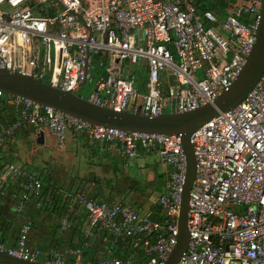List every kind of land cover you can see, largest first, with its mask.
<instances>
[{
    "label": "built area",
    "instance_id": "obj_1",
    "mask_svg": "<svg viewBox=\"0 0 264 264\" xmlns=\"http://www.w3.org/2000/svg\"><path fill=\"white\" fill-rule=\"evenodd\" d=\"M44 3L55 8V15L41 7ZM259 4L252 0L234 6L220 19L211 10L199 11L194 0H0V67L76 91L91 80L93 55L108 53L112 63L126 60V73L108 68L95 82L89 100L150 115L187 111L211 102L237 77L255 41ZM142 61L145 92L134 84L135 69H128ZM2 95L21 109L23 117L0 123V158L6 137L23 123L46 127L58 143L70 131L83 134L89 142L108 143L130 159L157 152L170 167L166 189L158 196L161 220L84 192L66 196L70 207L86 210L89 233L103 232L112 243L141 241L147 255L143 264H165L176 243L186 171L180 136L94 125L0 90ZM191 142L196 176L188 201L189 241L177 264H264V73L241 103L208 120L192 134ZM7 179L22 189L15 205L18 213L32 201L41 207L38 177L8 164L0 183ZM68 222L66 215L61 227ZM31 229L32 221L24 220L14 245L0 242V248L41 261L42 251L28 242ZM80 253L79 248L63 254L52 250L43 261L67 264L65 259ZM69 264L134 263L131 258L105 256L96 263L75 259Z\"/></svg>",
    "mask_w": 264,
    "mask_h": 264
},
{
    "label": "crops",
    "instance_id": "obj_2",
    "mask_svg": "<svg viewBox=\"0 0 264 264\" xmlns=\"http://www.w3.org/2000/svg\"><path fill=\"white\" fill-rule=\"evenodd\" d=\"M101 62L102 63L99 62L100 66L104 64L102 60ZM114 63L119 64L121 62L115 61ZM140 65H142L141 69ZM128 69H135L136 76L134 84L140 92H145L146 76H143V72L146 74L145 62L142 61V63H140L139 65L132 67L131 65H128ZM13 106L16 108V114L14 115L15 117L13 116L14 119L10 121L5 116L4 119H6L7 121H1L0 123H10L23 117L21 109H19L15 105ZM69 135H71L72 140L78 139L79 141V139H81V141L84 143V146L86 147V153L83 155V160L85 164H87V166L85 168L84 174H80L77 171V174L70 176L69 180L64 179L62 181H59L58 179H56L60 187L58 190H56V192L59 193L66 201V211L61 217H58V229H53L55 232H57L56 235H58L56 242L54 244H48L47 247L43 250L33 244L38 235H40L41 233L52 231V228H50L45 221H42L40 223L39 214L41 209L36 208L35 205L31 202L26 204V208L22 213H18L15 209L14 211H9V213H5L4 215L0 216L2 227L6 228L9 225L8 221L11 220L13 221L11 225H14V227H12L11 229L15 230L16 227L19 230L22 222L26 219H30L32 221V229L29 235L28 242L31 246L40 249L43 253V257L48 255V253L52 250L58 251L62 254L65 253V251H67L69 248H79L81 250V253L78 256H71L68 258L66 257L67 259L65 260L67 264L72 263L75 259H81L84 263L90 261L94 262V259L98 260L105 256L131 258L134 264H143L147 259V255L144 252L142 244H140L139 246V242H137L134 243V246L131 247V245L128 243H112L109 235L103 232L93 231L89 233L86 210L79 205H73L72 207H70L69 199L66 194L70 192L80 191L86 193V195H88L89 197L94 198L89 194L91 192L92 182H87L88 184L85 185V190H82L80 189V179L76 180L72 178L77 177V175L78 177H88L92 172L96 176L101 177V175H99L96 170L89 169L90 166L99 167L104 170L110 169L112 176L113 167L117 166V162L118 166L120 165V163H122L124 171L128 172L133 177H137L138 179L143 180L141 183V190L137 191H140L141 193L144 192V194L147 188H149L150 191L149 193H146V195H143V197L146 198L143 201H138L137 198L133 197L132 195L134 194V192H132L129 194V196L126 197V199L124 200L125 202H122L120 200V197H117L114 201L108 203L122 202L128 204L139 213L148 214L152 219L154 218L152 216L153 211L151 206L158 204L159 217L155 220H161L163 218V210L158 202V196L164 193L166 189L165 186L168 179L170 167L164 164L159 159V155L156 151L140 153L136 158L130 159L121 155V153H119L117 149L113 148L108 143L100 144L97 141L91 143L84 137L83 134L73 131L68 132L65 140L68 139ZM57 143L58 142L55 140L54 136L48 131L46 127H36L28 123H23L22 126L14 132V135L6 137L2 147L1 156L3 157V160L7 163V165H17L26 173L35 175L38 178L40 174H44L47 170H49L52 175H54L52 171L53 168L50 167L49 155L52 154V151ZM3 185L4 184H2V188ZM48 200L49 198L47 197L43 201L48 203ZM130 200L137 201L139 205L136 204L132 206L128 202ZM145 202L149 204L144 205ZM50 214L55 215L52 213ZM66 215L69 219V222L67 226L62 228L61 219ZM60 232L70 233H68L69 235L67 234L66 236H62ZM13 233H10L8 231L6 235L9 240L12 238L11 240H13L14 245L17 232L14 235ZM81 235H83V241L80 242L82 237ZM0 241L3 240L0 239ZM137 246H139V248H135ZM85 248H89L90 250L86 251Z\"/></svg>",
    "mask_w": 264,
    "mask_h": 264
},
{
    "label": "water",
    "instance_id": "obj_3",
    "mask_svg": "<svg viewBox=\"0 0 264 264\" xmlns=\"http://www.w3.org/2000/svg\"><path fill=\"white\" fill-rule=\"evenodd\" d=\"M259 6L260 17L255 41L237 77L211 102L187 111L164 112L158 115L135 113L128 110L119 111L96 104L75 91L53 86L40 77L0 67V90L4 94L29 99L94 125L113 127L129 132L180 136L182 152L186 159V171L177 217L176 243L169 252L165 264H177L189 241L188 201L190 189L196 176V157L191 142L192 134L211 118L241 103L264 73V0H260ZM84 83H81L80 87ZM96 262L97 259H94V263ZM0 264L64 263L31 261L0 248Z\"/></svg>",
    "mask_w": 264,
    "mask_h": 264
},
{
    "label": "trees",
    "instance_id": "obj_4",
    "mask_svg": "<svg viewBox=\"0 0 264 264\" xmlns=\"http://www.w3.org/2000/svg\"><path fill=\"white\" fill-rule=\"evenodd\" d=\"M237 1L238 0H194V3L199 11L202 12L204 10H211L218 18L221 19L225 16L228 9ZM239 1L250 2L252 0ZM13 108L14 106L7 102L5 95L0 96V122L7 121L4 119L5 116L10 121L14 119L16 109ZM6 165L7 163L1 156L0 174L5 170ZM39 178L42 181L41 195L44 197V199L48 197L49 200L48 203L43 201L41 207L38 209H44L45 211L55 214L57 217H61L66 211V201L59 193L56 192V190L60 188L59 183L49 170H47L44 174H40ZM72 179H80V189L82 190H85V185L88 184L87 182H92L91 192L89 194L92 197L104 202H112L117 197H120V200L125 202L124 200L127 196H129L130 193L141 190V183L143 181L142 179L133 177L128 172L124 171L122 163H120L118 166V162L117 166L113 167V175L110 177H99L92 172L88 177H78L77 175V177ZM0 184H4L2 190L0 191V216H2L5 213H9V211L15 210V205L18 202V196L22 189L17 185V183L9 180L4 182L1 181ZM128 202L132 206L136 204L139 205V203L135 200H130ZM31 203L34 204L33 201ZM151 208L153 211V218L157 219L159 217V205L155 204L151 206ZM8 222L9 225L6 228H1L2 232H5V234H7L8 231L13 233V229H11L14 227V225H11L13 221L10 220ZM81 236L80 242L83 241V235ZM117 243H128L131 245V247L134 246V242L131 239H125ZM138 244L140 246V244H142L141 241H139ZM139 246L135 248H139Z\"/></svg>",
    "mask_w": 264,
    "mask_h": 264
},
{
    "label": "rangeland",
    "instance_id": "obj_5",
    "mask_svg": "<svg viewBox=\"0 0 264 264\" xmlns=\"http://www.w3.org/2000/svg\"><path fill=\"white\" fill-rule=\"evenodd\" d=\"M247 1H237L236 3L231 6L229 10H231L234 6L241 5V4H248ZM41 7L49 12L51 15H55L56 11L55 8L50 7L49 4L44 3L41 5ZM227 11V12H228ZM224 18V17H223ZM221 18V19H223ZM216 33L225 36L226 33L223 29L220 27H215L213 24H208ZM50 51H52V47L50 45ZM52 56V55H51ZM103 61L104 64L102 66L99 65L100 61ZM112 56L108 53H98L96 55H93L92 57V63L94 64L95 68L91 70V80L90 82L87 81L84 83L83 86L76 89V93L88 98L90 92L93 90L95 86V82L107 71L109 68L110 70L116 71L120 74L126 73V66L127 62L126 60L121 61L118 65L111 62ZM134 66V64H131V67ZM142 68V65H140V69ZM143 76L145 77L146 74L143 72ZM7 99V98H6ZM13 109H16L15 107ZM86 153V147L84 146V143L81 141V139L72 140L71 135H69L68 139L65 140L63 143H57L52 151V154L49 155L50 160V167H52V171L54 173V177L58 179L59 181H62L64 179L69 180L70 176L78 173H85V168L87 164H85L83 160V155ZM89 169H94L96 172L101 175V177L105 176H111V170H104L99 167H91ZM87 173V172H86ZM113 174V173H112ZM149 188L146 189L145 194L144 192L141 193L140 191H135L132 195L133 197L137 198L138 201H143L146 198L143 197V195H146V193H149ZM149 203L145 202L144 205H148ZM146 207V206H145ZM42 212V213H41ZM39 221L40 223L42 221H45L47 225L52 228V231L41 233L38 235L34 241V245L37 246L40 249H45L48 244H54L56 242V239L58 235H56L57 232H55L53 229L57 228L58 224V217L56 215H51L49 212H46L44 209L40 210L39 214ZM2 222H0V239L3 240V243L6 244L7 247L13 245V240H9L5 232H2ZM58 229V228H57ZM17 228L15 227V230H13V235L17 232ZM62 236H66L70 232H60ZM64 234V235H63ZM69 235V234H68ZM86 251H89V248H85ZM44 258H41V261H43Z\"/></svg>",
    "mask_w": 264,
    "mask_h": 264
}]
</instances>
